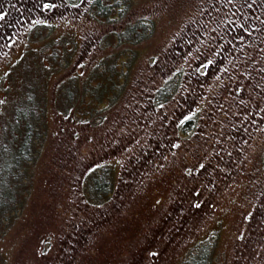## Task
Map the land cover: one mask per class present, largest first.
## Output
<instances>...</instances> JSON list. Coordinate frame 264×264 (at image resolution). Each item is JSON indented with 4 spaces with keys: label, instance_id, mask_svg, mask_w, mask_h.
<instances>
[{
    "label": "rangeland",
    "instance_id": "rangeland-1",
    "mask_svg": "<svg viewBox=\"0 0 264 264\" xmlns=\"http://www.w3.org/2000/svg\"><path fill=\"white\" fill-rule=\"evenodd\" d=\"M96 1L0 0V264H264V0Z\"/></svg>",
    "mask_w": 264,
    "mask_h": 264
},
{
    "label": "trees",
    "instance_id": "trees-1",
    "mask_svg": "<svg viewBox=\"0 0 264 264\" xmlns=\"http://www.w3.org/2000/svg\"><path fill=\"white\" fill-rule=\"evenodd\" d=\"M111 1L114 2L115 6L119 3V5H118L119 8H117V11L122 9V6L125 5V3L122 2V0H111ZM99 2H101V1H99V0L96 1V3H99ZM101 5L103 6V9H101V10L105 9V11L108 8H110L111 6H113V5H109V4L105 5L102 2H101ZM116 14H118V13H116ZM142 23H143L144 26H140V27H142V30L144 29V31H146L147 30V29H145L146 22H142ZM133 29H134V31H133L132 34L136 37L139 34V31H138L137 28H133ZM178 76L180 78L179 84H181V79L183 78V76L177 74L175 76V78L177 79ZM174 83L176 84L177 82H174ZM174 83L171 82L170 80H167V82L165 84V87H164L165 90H169ZM160 93L164 95L165 91L164 90H160ZM159 98H161V97H159ZM160 102H161V99H160ZM194 118L195 117H187L185 119H179V124H178V128H177L178 133L180 132V130H183L185 132L184 133L185 135H187V134L189 135L190 133H192L191 131H192V128L194 126V122L196 120ZM186 125H189V127L185 128ZM262 160H264V158ZM98 167H99V165L94 167V168H92V170H88V172L91 171V174L87 178L86 192H84V193H86L89 196V198H91L93 201L96 199L97 200L96 201L97 204H103V203H105V201L107 199L110 198V195H111L110 184L111 183H110L109 178H106L102 173L99 172ZM18 168H19V166H18ZM18 168L16 170V173L19 172ZM212 184H213V182L211 183V185ZM7 204H8L7 198H3L0 201V210H1V208H5ZM203 244L204 243H202V244H200V245H198L196 247L195 251L191 253L189 258H187L185 264H208L209 263L210 246L203 245Z\"/></svg>",
    "mask_w": 264,
    "mask_h": 264
},
{
    "label": "flooded vegetation",
    "instance_id": "flooded-vegetation-1",
    "mask_svg": "<svg viewBox=\"0 0 264 264\" xmlns=\"http://www.w3.org/2000/svg\"><path fill=\"white\" fill-rule=\"evenodd\" d=\"M257 12H260V13H261V11H260V10L256 11V13H257Z\"/></svg>",
    "mask_w": 264,
    "mask_h": 264
}]
</instances>
